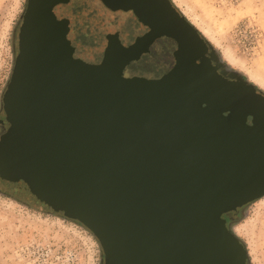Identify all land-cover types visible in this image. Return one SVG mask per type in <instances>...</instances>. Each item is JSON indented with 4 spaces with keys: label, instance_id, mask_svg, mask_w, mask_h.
<instances>
[{
    "label": "water",
    "instance_id": "1",
    "mask_svg": "<svg viewBox=\"0 0 264 264\" xmlns=\"http://www.w3.org/2000/svg\"><path fill=\"white\" fill-rule=\"evenodd\" d=\"M92 1L117 19L98 62L67 38L69 0H27L2 97L0 179L83 225L104 264H246L222 214L264 196V95L206 66V39L171 0ZM130 17L147 30L123 44ZM144 53L164 73L124 75Z\"/></svg>",
    "mask_w": 264,
    "mask_h": 264
},
{
    "label": "rangeland",
    "instance_id": "2",
    "mask_svg": "<svg viewBox=\"0 0 264 264\" xmlns=\"http://www.w3.org/2000/svg\"><path fill=\"white\" fill-rule=\"evenodd\" d=\"M171 1L207 40L226 69L264 95V0ZM26 4L27 0H0V94L18 53ZM59 11L70 20L67 38L76 52L89 61H99L107 27L117 19L107 18L92 0H69ZM134 19L130 17L122 27L121 42L131 33ZM170 54L164 55L167 64L171 63ZM133 66L153 71L142 60ZM229 227L246 249L247 264H264V196L237 208ZM0 264L104 263L97 239L85 227L0 194Z\"/></svg>",
    "mask_w": 264,
    "mask_h": 264
},
{
    "label": "flooded vegetation",
    "instance_id": "3",
    "mask_svg": "<svg viewBox=\"0 0 264 264\" xmlns=\"http://www.w3.org/2000/svg\"><path fill=\"white\" fill-rule=\"evenodd\" d=\"M134 21H135V24H134V26H132L131 33H129V35L127 36L128 38L126 39V41H124L122 39L123 44L131 43L136 36L143 34L147 30V27L142 25L140 22H138L135 19H134ZM205 43H206V50H205L203 56L206 58V62H205L206 66L214 67L215 72L224 81L234 83V84L238 83L239 85H243L247 89L248 87H246V83L240 77H238L235 73L226 69L225 65L218 60V58H217L213 48L210 46V44L206 40H205ZM159 48H160V50L164 51L165 54H166V52H167V54L168 53L170 54L175 50L176 46L174 44L167 43V44H161L159 46ZM75 51H76V48H75ZM141 60L143 61V63H147V64L151 65L153 71H151V72L139 71L137 67L133 66V64L138 63ZM97 61L98 60H90V62H97ZM196 63L199 64L200 60L197 59ZM169 65H171V63L167 64V66H169ZM125 69L127 71L126 72L127 76H142V77H146V78H157L164 73V68L162 67V65L157 63L154 60V58L151 57L148 53L142 54L141 57L137 61H131L125 67ZM4 91H5V88L2 90V92L0 94V136L8 128V123L1 121V120H4V118H5V111H4L3 103H2V97H3ZM254 91L256 93H261L258 90H256L255 88H254ZM249 120H250V118H249ZM0 194L7 195V196L12 197V198L19 200V201L23 200V199L17 197L14 193H12V191L5 185L4 181L1 179H0Z\"/></svg>",
    "mask_w": 264,
    "mask_h": 264
},
{
    "label": "trees",
    "instance_id": "4",
    "mask_svg": "<svg viewBox=\"0 0 264 264\" xmlns=\"http://www.w3.org/2000/svg\"><path fill=\"white\" fill-rule=\"evenodd\" d=\"M69 22H70V20H69ZM22 201H25V200H22ZM25 202H27V201H25ZM236 211H237V209H235V210H229V211H226V212H224V213L222 214V218L225 219L226 224L228 225V227H229V222L232 220V218H233V216L235 215ZM51 213H53V212H51ZM54 214H55V213H54ZM56 215H58V214H56ZM58 216H61V215H58ZM61 217H64V216H61ZM69 220H70V219H69ZM71 221H73L74 223H76V224H78V225H80V226H83V225H81L80 223H78L77 221H74V220H71ZM83 227H84V226H83ZM229 228H230V227H229ZM246 264H247V261H246Z\"/></svg>",
    "mask_w": 264,
    "mask_h": 264
}]
</instances>
